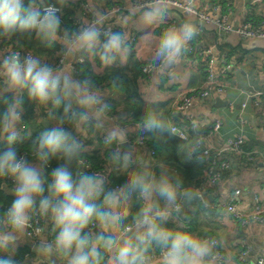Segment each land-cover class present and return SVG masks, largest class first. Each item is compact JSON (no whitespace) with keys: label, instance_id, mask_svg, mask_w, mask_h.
Segmentation results:
<instances>
[{"label":"clouds","instance_id":"9594fccd","mask_svg":"<svg viewBox=\"0 0 264 264\" xmlns=\"http://www.w3.org/2000/svg\"><path fill=\"white\" fill-rule=\"evenodd\" d=\"M43 0H40L42 3ZM70 0H57L60 7L41 8L37 0H0V41H22L33 37L51 48L62 46L61 66L54 67L39 55L11 52L0 56V94L12 93L0 112V139L7 148L0 152V180L11 179V206L0 213V264H15L12 253L18 241L27 235L33 213L50 222L54 238L42 243L41 251L66 258L67 264H219L218 242L168 226L173 210L180 202L192 203L201 193L185 187L179 175L160 166L157 172L143 157L138 166L128 172L122 184L106 188L102 172H87L86 151L73 135L88 138L95 130L105 134L106 145L128 142L130 130L151 133L158 140L177 135L174 127L160 110H146L131 126L112 121L113 106L107 103L104 91L92 77L74 79L69 75L73 62L85 59L110 68L126 63L130 53V34L113 32L105 24L113 13L93 5L90 18L69 31L62 28L61 12ZM171 0H129V23L139 21L152 25L165 18ZM198 26L187 18L168 25L160 35L146 32L141 40L153 48L155 70L169 74L179 65L188 43L197 35ZM104 37L103 39L101 37ZM67 61L68 63H65ZM122 81L112 77L110 86L119 89ZM27 93L37 108L62 112L55 116L56 126L42 131L30 146L35 164L18 154L15 145L21 138L18 125L22 120V101ZM195 127V126H194ZM199 140L188 149V158L195 153ZM135 149L114 151L111 159L127 167L133 163ZM58 166L50 179L44 172L52 159ZM139 207L132 213V197ZM129 216L132 217L129 223ZM127 221V222H126ZM93 226L96 231H88ZM158 252L157 256H153Z\"/></svg>","mask_w":264,"mask_h":264},{"label":"crops","instance_id":"0c3cea01","mask_svg":"<svg viewBox=\"0 0 264 264\" xmlns=\"http://www.w3.org/2000/svg\"><path fill=\"white\" fill-rule=\"evenodd\" d=\"M46 0H43L44 3ZM77 1V0H72ZM90 9L93 5L106 12L113 13L111 19L105 24L112 25L121 30H126L130 34L129 49L135 51L137 56L147 63H153V48L140 38L146 32H151L154 36H158L173 21L179 24L187 18H191L198 24L197 17L194 13L184 8L169 6L165 18L162 21L152 25H144L139 21L129 23L127 20L129 0H85ZM187 4L190 0H180ZM193 7L202 10L210 15H219L224 13L228 16L230 25L237 29L244 24L251 22L253 24L264 21V0H191ZM28 0H25L27 3ZM117 2H122L124 9L114 12L113 7ZM40 0H37L40 6ZM77 19L83 23L88 17L82 15L81 8L78 6ZM204 32L197 39V43L211 50V55L218 62L224 52L229 54V61L232 65L229 87L226 93H215L206 99H196L191 109V113L197 119L200 130H208L211 133L207 139V145L213 150H219L226 147L229 138H235L239 134H243L248 154L254 155L253 160L246 159V155L233 151H225L223 157L230 161V168L225 173L223 179L217 184L208 183L206 186V195L208 201L215 205L229 201L235 196L237 191L240 195L236 197V209L242 213H250L254 210L255 201L260 200L264 206V39L244 38L235 32H225L220 30L214 24L207 23L203 25ZM103 39V37H101ZM135 39V40H134ZM134 41V42H133ZM59 44V43H58ZM60 45V44H59ZM62 47V46H61ZM4 54V50L0 44V56ZM56 55L46 57V62L54 67L56 63ZM99 61L92 62L93 70L97 73L103 71V67L98 64ZM65 63H68L65 61ZM75 61L71 66L69 75L76 79ZM202 60L189 57L185 52L179 65H176L169 74L160 75L154 70L147 74L151 80H161L169 89L178 90L174 101L179 93L191 89L199 88L205 81V75L202 68ZM104 91V100L113 106V120L105 124V128L110 129L114 123L120 122L128 126L135 122L131 121L128 108L124 100L119 97L115 90L108 87L101 88ZM249 89L261 92L258 96L250 97L246 93ZM10 96L14 99L12 93L0 94V100ZM22 97L19 99L22 101ZM244 104L246 106H244ZM55 116L51 105L47 108H37L35 110V122L41 124L48 122L46 128L56 126ZM178 123L184 122L183 116L177 114ZM173 121V120H172ZM216 123H220L221 127L218 131L214 130ZM18 128L22 130L21 125ZM32 128V127H31ZM33 129H31L32 131ZM72 131V135L82 143L88 154H106L109 148L102 142L104 133L95 130L89 132V137H81L77 132ZM144 133L138 130H130L128 134V142L125 147L120 146L121 153L135 149L133 156V165L138 166L135 161L143 157L151 162L153 168L159 172L160 166L167 168L171 173L178 175V171L165 164L162 158L152 156L150 148L147 144H142ZM6 140V139H1ZM194 142V136L182 145L179 151V159L182 163H190L195 160V153L188 158V149ZM248 157V156H247ZM30 163L35 164L36 161L29 159ZM12 186L6 187L8 192ZM11 193V192H10ZM257 198V199H256ZM132 213L134 209V196L132 197ZM129 216V223H130ZM127 222V221H126ZM43 233L37 238L32 239L28 235L18 241L15 246L12 259L14 262L20 258L18 264H67L66 258H60L55 254H48L41 251V245L45 241L52 240V225L50 222L42 218ZM169 227L181 231L190 232L201 238L218 239L221 243L222 251L225 255L238 262V256L242 252H247L244 264H257L264 261V223L251 222L246 226H242L236 221L232 214L224 209L209 208L206 209L201 205L199 199L192 203H184L179 211L173 210L172 219L168 223ZM190 226V227H189ZM28 231V230H27ZM159 253L154 252L153 256ZM7 255L0 253V256Z\"/></svg>","mask_w":264,"mask_h":264},{"label":"trees","instance_id":"16d2710c","mask_svg":"<svg viewBox=\"0 0 264 264\" xmlns=\"http://www.w3.org/2000/svg\"><path fill=\"white\" fill-rule=\"evenodd\" d=\"M44 3H55L57 0H46ZM60 6L59 4H57ZM78 6L81 8V5L78 1L70 0V3L65 6L62 10L61 15L62 19V28H66L69 31L76 30L78 27L74 25V20H76ZM4 45L11 46L13 49H27L31 50L34 55H39L41 57H52L62 50L61 45L58 43L52 46L51 48L37 41L34 37L31 41L24 40L20 46H17L13 41H2ZM226 56L229 54L224 52ZM189 57L200 59L199 56L195 53L188 55ZM202 60V59H201ZM96 61H99L98 58ZM148 60H144L137 56L135 51H131L128 56L126 63L121 64L120 62L115 63L110 68H103L101 73H97L93 70L92 62L85 59L83 63L78 64L79 70L82 71V77H92L96 80L99 88L108 87L111 90H115L116 93L124 100L126 107L128 108L131 121H136L146 110L154 109L160 110L167 121L173 120L177 122V112L174 107V97L178 94V90L169 89V87L162 82L161 80H151L147 74L143 71V66L147 63ZM98 64H100L98 62ZM202 64L204 61L202 60ZM102 67V66H101ZM203 71L204 66L202 65ZM205 75V72H204ZM232 73L228 76V81L230 80ZM112 77L119 78L122 83L119 86V89H115L110 86V81ZM177 93V94H176ZM176 94V95H175ZM180 94V93H179ZM12 100L10 96H5L0 100V112H2L8 101ZM22 120L21 124L25 125V129L22 131V137L18 140L15 147L17 148L19 155H26L28 159H33L30 146L33 141L39 137L40 133L46 129V126L41 124H36L35 122V110L36 105L29 100L27 93L25 92L22 97ZM52 108V107H51ZM53 113L59 115L62 112V108L57 111L53 109ZM20 124V125H21ZM32 127V128H31ZM31 129H33L31 131ZM208 132V130H200L198 127L197 133ZM167 135L166 140H158L151 133L145 132L143 135V141L149 146L150 149L155 150V157H161L162 161L175 168L178 171V175L183 180L185 187L197 189L205 181V175L208 169V166L215 155H209L204 160H193L190 163H182L179 159V151L182 148V145L186 142L178 139L174 135ZM191 136H196V133H191ZM190 136V137H191ZM246 145V143H245ZM244 145V150L247 152ZM109 148L106 151V154H88L83 153L85 160H88L91 165L90 170H86L91 173L93 171H100L109 169L111 171L109 180L105 183L106 188H112L119 184H122L127 178V174L132 169L136 168L132 163L127 167L124 166L122 162L114 161L111 159L109 152L112 145H106ZM7 148V141L0 139V152L4 151ZM246 155V154H244ZM252 159H249L246 155V159L253 160L254 155L251 156ZM221 159L228 160L222 156ZM229 161V160H228ZM58 166L57 159H52L48 166L45 169V177L50 179L51 172L54 168ZM228 170L224 171L223 177ZM12 186V180H0V213H3L11 206V203L14 200L12 193L6 190V187ZM201 203V202H200ZM183 205V201H182ZM202 205V204H201ZM203 206V205H202ZM139 207V202L134 195V209L133 214L137 211ZM132 217L130 218V222ZM190 227V226H189ZM88 231L95 232L96 229L93 226H90ZM52 239L54 238L55 233H52ZM20 258H17L15 264H18Z\"/></svg>","mask_w":264,"mask_h":264},{"label":"built area","instance_id":"2783aa9c","mask_svg":"<svg viewBox=\"0 0 264 264\" xmlns=\"http://www.w3.org/2000/svg\"><path fill=\"white\" fill-rule=\"evenodd\" d=\"M81 5V11L82 15L90 18V7L86 3L85 0H77ZM148 0H141V3H147ZM55 6L60 7L55 3H42L39 7L44 8L47 6ZM174 7L177 8H184L186 10L191 11L195 14L198 20V33L197 35L188 43L185 49V53L187 55L191 53L197 54V56L200 57L204 61V72H205V81L203 85L199 88H191L188 90H185L181 92L176 100L174 101V107L178 114H181L184 118L185 123H177L170 121V124L172 127L175 128L177 135H174L180 140L188 141L190 140L191 133H196V136L194 138L199 140V145L196 148L195 151V158L199 161L204 160L209 155H215L206 172L205 175V181L203 182L196 190L201 193V198L199 201L204 206V208L209 209L212 207L224 209L230 214H232L233 218L238 221L243 227L251 222H259L264 223V206L261 204L260 200L257 199L255 201V207L254 210L250 213H242L239 212L236 209V197L240 195V191H237L235 193V196L232 197L229 201L224 203H218V204H211L206 195V186L208 183L211 184H217L223 179L224 171L228 170L230 168V161L221 159L223 156V153L225 151H233L239 154H246L249 159H252V155L248 154V152H245L244 145H245V139L243 137V134H239L235 138H229L226 143V147L219 150H213L207 145V139L209 137L210 131L204 132V133H197L198 131V122L195 116L191 113V109L193 108L194 102L196 99H206L210 96H212L215 93L218 94H224L227 92L229 87V81L228 76L231 73L232 65L229 61V57L226 55H222L218 62L213 58L211 55V50L199 45L197 43V39L203 34L204 28L203 25L207 23L214 24L216 27L220 28V30L225 32H235L239 34L240 36L244 38H256V39H264V21L261 23L253 24L251 22H248L244 24L240 28H233L230 25L229 18L224 13L219 15H210L209 13L197 10L193 7V2L190 0L187 4H184L180 0H171V4ZM124 9V5L122 2H117L116 6L113 7L114 12H119ZM63 13V10L61 12V15ZM81 21L76 18L74 20V25H76L78 28L81 26ZM172 24H175V21L172 22ZM106 29H111L113 32L120 31L119 28L107 25L105 26ZM103 37V36H102ZM104 38V37H103ZM135 40V39H134ZM134 42V41H133ZM0 44L4 50V54H9L11 52H19L21 57L25 55H34V53L31 50L27 49H13L11 46L4 45L2 41H0ZM56 63L57 65H61L62 60V50L58 52L56 56ZM78 64L80 62H76L74 65V71L76 75V79H81L82 77V71L79 70ZM154 62L147 64L143 66V71L146 74H150L154 70ZM248 96H258L261 94V92L255 91L254 89H249L246 91ZM244 106H246L244 104ZM113 114V113H112ZM195 126V127H194ZM221 127L220 123H216L215 129L218 131V129ZM25 129V125L21 124V130L23 131ZM102 142L105 144V136L102 138ZM140 143L146 144L143 140H139ZM106 145V144H105ZM147 147H149L147 145ZM114 151H120V146L113 144V147L110 148L109 155L111 157V154ZM151 155H155V150L150 149ZM20 156H26V155H20ZM27 157V156H26ZM29 160V159H28ZM86 164H89L88 160H85ZM90 165V164H89ZM90 168L86 170H90ZM93 172H102L104 176L106 177V182L109 180L111 171L109 169L100 170V171H93ZM1 206V205H0ZM182 208V201L180 202V207L176 209V211H179ZM90 229V228H89ZM43 226H42V217L39 215L33 213V219L31 221L30 227L28 228L27 235L31 237L32 239H37L42 233H43ZM218 242V248L217 252L220 256L219 264H244L247 263L246 256L247 252H242L238 256V262L235 263L232 259L228 258L225 253L222 251L221 243L218 239L214 238ZM257 264H264V261H259Z\"/></svg>","mask_w":264,"mask_h":264},{"label":"water","instance_id":"95a60500","mask_svg":"<svg viewBox=\"0 0 264 264\" xmlns=\"http://www.w3.org/2000/svg\"><path fill=\"white\" fill-rule=\"evenodd\" d=\"M178 115L180 116L181 114H178ZM44 125L47 126V125H48V122H44ZM123 146L125 147L126 145L123 144L122 147H123Z\"/></svg>","mask_w":264,"mask_h":264}]
</instances>
